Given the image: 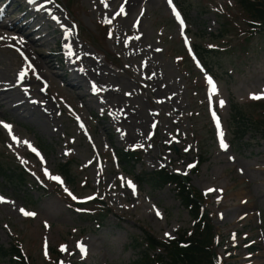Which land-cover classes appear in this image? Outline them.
I'll return each instance as SVG.
<instances>
[{"label":"rangeland","instance_id":"rangeland-1","mask_svg":"<svg viewBox=\"0 0 264 264\" xmlns=\"http://www.w3.org/2000/svg\"><path fill=\"white\" fill-rule=\"evenodd\" d=\"M35 1L0 2V9L7 5L14 11L5 19L21 26L15 33L31 48L10 49L0 40V69L20 74L25 101L53 106L49 119L23 117L6 101L0 105V160L26 175L22 189L0 178V197L6 201L0 202V246L18 245L29 264H133L134 244H144L146 232L167 241L191 230L195 219L175 184L153 189L116 165L114 147H129L142 152L134 173L165 168L204 196L220 264H264V129L252 126L240 139L232 120L236 103L253 124L264 126V98H251L264 93V35L252 34L240 0H138L128 11L125 0H46L63 17L54 23L60 29L46 34L47 44L39 41L44 35L26 26L43 15L42 9V14L30 9ZM176 5L188 24L173 13ZM69 35L114 72L107 81L118 84L115 114L142 104L149 110L142 139L131 136L126 122L106 128L113 102L102 100V85L85 82L97 102L82 106L81 90L70 80L82 68L80 55L65 41ZM193 44L217 49L206 58L209 69L195 60ZM34 48L49 66L47 79L41 72L43 77L37 76ZM23 75L31 80L21 82ZM28 82L33 84L27 88ZM37 143L48 147L45 153ZM67 162L72 182L61 175ZM20 209L36 215L25 216ZM0 264L14 263L0 257Z\"/></svg>","mask_w":264,"mask_h":264},{"label":"trees","instance_id":"trees-1","mask_svg":"<svg viewBox=\"0 0 264 264\" xmlns=\"http://www.w3.org/2000/svg\"><path fill=\"white\" fill-rule=\"evenodd\" d=\"M239 2L251 20L252 34L259 31L264 35V0H240ZM186 18L188 20L187 16ZM194 48L198 58L206 68H208L206 58H212V54H218L216 48H206L197 44H194ZM232 110V120L237 123L240 139L249 133L252 126L256 131L257 126L264 129V126L258 123L253 124V119L245 115L238 104H232ZM40 147L44 151L45 148H48L41 145ZM115 151L121 166L123 165L128 173L134 174L135 164L139 161L137 152L124 148H116ZM69 164L62 165L61 168L68 180L73 181ZM25 176L24 173L18 172L0 160V178L5 184L22 189L26 185ZM137 178L141 182L148 183L153 189L163 188L169 183L175 184L182 203L190 209L191 215L195 219V225L191 230L180 233L176 239L167 241H160L154 235L146 232L144 244L138 243V241L134 244V248L137 250V258L133 264H220L214 248V245L218 244L215 237L213 240L214 229L207 219L208 213L204 210V196L190 186L187 178L165 168L144 172ZM133 242H135L134 239ZM0 257H9L14 264H29L25 254L21 252L18 245L14 244L10 248L0 246Z\"/></svg>","mask_w":264,"mask_h":264},{"label":"bare ground","instance_id":"bare-ground-1","mask_svg":"<svg viewBox=\"0 0 264 264\" xmlns=\"http://www.w3.org/2000/svg\"><path fill=\"white\" fill-rule=\"evenodd\" d=\"M26 1L27 0H25V2ZM149 1L150 2H155L157 0H149ZM0 2H1V0H0ZM41 2H43V3H40L39 2L40 3V4H38L39 7L35 6L33 8L34 9L33 11L35 13H39L40 8H41V9H43L42 10L43 15L39 19L36 18V19L30 20L29 23L26 24V26L35 28L36 29V32L40 33L41 35H44V36H42L39 39V41H40V43L47 44L48 43V40H47L46 34L49 36L50 34H53L58 29H60V27H57L56 25H54V23L58 22L61 19L62 16H60V15H58V13H56V10L57 9L54 8L49 2H47L46 0H41ZM123 2H125V1H123ZM137 2H138V0H126V5H125L126 6V11L131 10V8L133 7V5L135 6V4H137ZM26 4H28V3H26ZM49 7L54 12V16L53 17H50V15H49V11H48V8ZM30 9H32V8H30ZM136 9H137V6H136ZM9 13L10 14H13L14 11L9 12L8 11V8H7V5H6V7L0 9V40H1V42L3 41L4 44H7V46H9L10 49H14V48H17L18 49V48H20V49L30 50L31 48L26 43V41L23 39V37H21V35H19V34H16L17 32L18 33H21V30H22L21 26H19L18 24H16V22H13L11 19H9V20L5 19L6 15L9 16ZM42 13L40 11V14H42ZM67 29L68 28H66V30ZM61 33H63V31ZM70 33H71V31H70ZM65 41H67L68 45L70 44L72 46L73 50L74 51H77L79 53V55H80V59L79 60L81 62V67L82 68H80L78 71L77 70L74 71V73L71 75L70 80L72 81L71 82L72 83L71 85H72V88L74 90H79V89L81 90L80 93H77V97L79 99H81L82 106H84V107L85 106H87V107H93V106H95L94 104L97 102L96 100H94L92 98V96L90 94L91 92L90 93H87V89H84L85 88L84 86H85V82L86 81L88 83H90V85H94V84H100V85H102L104 87V91H103L104 94L102 95V97H103L102 100L103 101H104V99L109 100L108 98H110V100L112 101V99L115 98L118 95V91H117V89H115V84H117V83L114 84V82H113L112 84L114 86L109 85L111 83L108 84V81L109 80L107 81V77L110 74L113 75L114 72L111 71L110 68H108L107 66H105L104 64H102L100 61H98L97 59H95L94 56L88 50L84 49L83 46H78V43L75 42L73 36L69 35ZM63 46H64V43H63ZM71 46H70V48H71ZM33 50L36 51L37 54L39 52V54L41 55V53H40L41 52V49L34 48ZM60 51H62V50H60ZM39 54H38V57H33V56L31 57L32 64L34 66H36V68L38 70V73H39V75H37L38 78L39 77H43L41 75V73H42L43 75H45V79H47V77H48V75H47L48 71L47 70H49V66H45L44 65V63L46 62V60H43V58H41V56ZM76 56L74 55L73 58H75ZM66 74L67 73H65V75ZM19 77H20V74L14 73V70L9 72L7 69H4V70L3 69H0V99L1 98L3 99V100H0V105L3 106L5 104L4 101H6L7 104L9 105V107L11 109L20 112L21 113V116H23V117L31 118L32 116H41L42 118H44L43 116H47L49 119H51L53 116L51 114V110L50 109H52L53 106L50 107V105H43L42 103H39L38 100L35 101L34 103H29V102L25 101V100H27L26 98L28 97V93L22 89L21 85H19L20 84L19 83V81H20L19 80ZM22 77L23 78H22L21 82H25L27 80H31L30 77H28V76L25 77L23 75ZM111 78H113V77L111 76ZM114 78H116L115 75H114ZM39 81H40L39 79L36 80L37 83ZM31 84H33V83L32 82H28L27 83V88ZM86 86L88 87V85H86ZM33 88H34V86H33ZM92 91H93V89H92ZM87 95H89V96H87ZM121 95H123V94L121 93ZM121 99H123V98H121ZM111 101H110V103H111ZM98 102L101 103L102 101L99 99ZM119 102H121V100H119ZM117 103H118V101H117ZM98 105H100V104H98ZM111 105H113L112 106L113 110L111 111V114H110V116L112 118V121L111 122H107L106 128L111 127L115 123V121H119L120 123L126 122V124L129 125L130 128L133 129L134 134L136 136L134 134L133 135L130 134V135L133 138L138 137V138L142 139L144 137V135H145L147 126L149 125V123H148L149 110H147L146 107H144V104L139 105V108H137V110L136 109H127V110H125L126 115L122 113V115H120V116H118L117 114H115V112L120 109L118 107H117L118 109H115V107L117 106V104H115V102H113ZM46 109H49V110H46ZM33 118H34V120L36 122L39 123V120H40L39 117H33ZM41 121H42V119H41ZM129 126H127V127H129ZM132 132H130V133H132Z\"/></svg>","mask_w":264,"mask_h":264},{"label":"snow or ice","instance_id":"snow-or-ice-1","mask_svg":"<svg viewBox=\"0 0 264 264\" xmlns=\"http://www.w3.org/2000/svg\"><path fill=\"white\" fill-rule=\"evenodd\" d=\"M102 2H105V0H102ZM125 2H126V0H125ZM169 2L171 3V0H169ZM121 13H123V9H121ZM177 15H179V13H177ZM109 23H111V21H109ZM181 23H183V21H181ZM21 78H23V77H21ZM209 83L212 84L213 90L215 91V90H216V85H215L214 82H212L211 78H209ZM251 98H252V99H262V98H264V93H261V94H259V95L253 93V94L251 95ZM224 103H225L224 101H220L221 106H223ZM217 123H219V119H218V118H217ZM4 127H6V128H8L9 130H11V126H10V125L5 124ZM14 138H15V137H14ZM220 143H221V147H222L223 149L226 150L227 147H228V145H227V144L225 143V141H224V133H223V131H221V133H220ZM33 151H35V149H33ZM189 167H194V165H189ZM46 174H47V170H46ZM51 178H52V179H55V180H58L59 182L63 183V181H61L59 177H51ZM128 183H129V185H130L131 187H133V189L135 188V186L132 185L130 181H129ZM208 191H210V192H211V191H216V189H209ZM69 194L71 195V193H69ZM73 199H75V197H73ZM89 199H92V197H89ZM0 202H6V201H4V198H3V197H0ZM20 211H21L22 214L25 215V216H35V215H36L35 213H33V212H29V211H26V210H24V209H20ZM157 215H158V216L161 215V213H159L158 210H157ZM46 226H47V225H46ZM166 235H167V234H166ZM78 246L80 247V249H81L82 252H85V253H86V249L84 248L83 244H80V245H78ZM62 250L67 251L66 246L63 247Z\"/></svg>","mask_w":264,"mask_h":264}]
</instances>
